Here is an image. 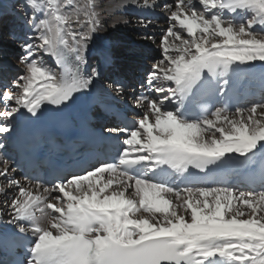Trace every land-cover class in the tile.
Listing matches in <instances>:
<instances>
[{"label":"snow or ice","instance_id":"1","mask_svg":"<svg viewBox=\"0 0 264 264\" xmlns=\"http://www.w3.org/2000/svg\"><path fill=\"white\" fill-rule=\"evenodd\" d=\"M131 2L168 22L137 117L104 129L119 144L111 161L44 180L17 177L7 142L24 114L97 86L88 52L103 22L98 0H25L23 69L0 85V248L26 241L13 264H264V88L244 95L246 69L264 68V0ZM224 168L259 171V189L203 182Z\"/></svg>","mask_w":264,"mask_h":264},{"label":"bare ground","instance_id":"2","mask_svg":"<svg viewBox=\"0 0 264 264\" xmlns=\"http://www.w3.org/2000/svg\"><path fill=\"white\" fill-rule=\"evenodd\" d=\"M162 2L171 3L172 0H162ZM98 3L101 5V7L98 8V11L101 13L103 27L98 32L94 40V44L90 45L88 57L90 65L97 70H100L102 72L103 78L98 82L97 86L91 92L78 95V98L76 100L83 110H88L89 107L96 104V102L116 109H124L125 106L135 109L131 106L133 103V97L139 95L141 90L134 91L133 88L136 87V84H134L132 87L130 86L132 89H126V95L118 96L114 91V81L110 78H112L114 74L115 76H119L120 78H125L127 80V77L125 75V72L127 70L126 65L133 68L134 65L130 64H133L134 62L138 63V66H135L134 70H136L137 67L140 68L141 64H147L148 68L145 72L146 75L148 74L149 70L151 69L150 66H152V63L149 62L150 60H137V58H135V56H139V50L137 48H142L143 52L146 49L148 51L147 58L156 57V54L160 52V49L158 47L160 37L163 34V30L168 26L165 13L161 8L149 9L142 6H137V3H133L131 2V0H98ZM138 3L142 4V0H138ZM30 15L31 12L26 6L25 0H0V42L2 40V42L4 43L10 41V44L13 45L18 51H20L22 55L23 52L21 49V44L24 42L26 35L31 34V21L28 19ZM130 18H132L133 20H131ZM145 18H147V20H151L152 22L147 28L142 27L140 23L141 20ZM158 19H160V22H158ZM124 21H132L135 26H133L132 24L127 25V23H124ZM3 28L6 30H4ZM3 34L5 36H3ZM146 36H149L151 38H146ZM5 37L8 38L5 39ZM120 37H126L130 39L128 40L130 42L127 45L133 46L132 54H128L125 52L126 57H122L120 55V52L123 51L124 46L127 47L125 43L121 42ZM134 37L136 38L135 42ZM140 37L143 38L140 39ZM149 39H151L152 41H149ZM146 40L151 43L147 45ZM153 41H155V43L157 44H155ZM9 46L0 47V83L10 81L12 76L11 73L13 71L11 67L14 65L19 66L21 64L20 60L18 63H12L10 61V55L12 57H17V54L11 51ZM147 46L154 47L156 48V50L153 51L152 48H148ZM126 49L128 50L129 48L127 47ZM106 56L115 58L114 62L117 61V64L114 63L112 67L106 68ZM123 58H125L126 61H122ZM44 60L47 61V63L51 65L57 72L60 71V69L57 68L55 62L50 57H44ZM151 61L155 62L156 60L151 59ZM115 68L119 69V73H117L118 71L116 72ZM133 75L138 76L139 74L134 73ZM246 76L247 79H256L264 76V68H261L259 61L256 62L255 68L246 69ZM129 80L130 79H128L127 81ZM136 110L138 113L139 110ZM25 115L26 114L21 116L15 122V128L20 119H22ZM136 117L137 115L134 118ZM109 126L110 125L108 123L107 127ZM14 132L12 133L11 137H13ZM16 174L18 178H21L18 171H16ZM0 202H2V198H0ZM8 218L9 217L7 216L0 217V228L5 226Z\"/></svg>","mask_w":264,"mask_h":264},{"label":"rangeland","instance_id":"3","mask_svg":"<svg viewBox=\"0 0 264 264\" xmlns=\"http://www.w3.org/2000/svg\"><path fill=\"white\" fill-rule=\"evenodd\" d=\"M20 4V3H19ZM6 12H8V11H6ZM30 17V16H29ZM29 17H28V19H29ZM131 20H133L132 18H130ZM30 20V19H29ZM159 20V21H158ZM157 21L158 22H160V19H158ZM161 21H163V20H161ZM130 24H132L133 26H135L134 25V23H132V21H129V23H127V25H130ZM4 25V24H3ZM0 27H1V25H0ZM3 27V26H2ZM4 29V28H3ZM4 30H6V29H4ZM3 36H5L4 34H3ZM147 37H149V36H146V38ZM6 38H8V37H5V39ZM141 38H143V37H140V39ZM139 39V40H140ZM120 40H121V42H123V43H125L126 44V46L129 48L128 50L126 49L127 47H125L124 46V49H123V51L122 52H120V55L122 56V57H126L125 56V52L126 53H128V54H132V47L133 46H128L127 44L130 42V41H128V40H130V39H128V38H126V37H120ZM135 40H136V38L134 37V42H135ZM3 41V40H2ZM0 42L1 44H0V47H8L9 45V47H10V49H11V51H13L14 53H16L17 54V57H12L11 55H10V61L12 62V63H18L19 62V58H20V56L22 55V53L20 52V51H18L13 45H11L10 43V41H7L6 43H4V42ZM149 41H152L151 39H149ZM148 40H146V42H147V45L148 44H150L151 42H149ZM154 43H155V41H153ZM138 44V43H137ZM155 44H157V43H155ZM150 46V45H149ZM149 46H147L148 48H152V50L154 51V50H156V48H154V47H149ZM120 47H123V46H120ZM139 51V56H135V58H137V60H145V61H147V60H150L149 62L150 63H154V61H151V59H153V60H158V59H160L161 58V56H160V52H158L157 54H156V57L155 58H157V59H155V58H147V54L148 53H146L145 52V50H144V52H143V50H142V48H137ZM149 50V49H148ZM151 50V51H152ZM128 51V52H127ZM135 53V52H134ZM142 55V56H141ZM94 58V57H93ZM92 58V59H93ZM8 61H9V59H8ZM122 61H126V59L125 58H123V60ZM117 61H115V63H116ZM121 63H123V62H121ZM117 64V63H116ZM138 63L137 62H134L133 64H130V65H134V67L135 66H138L137 65ZM12 65V64H11ZM132 68L133 70L135 69V68ZM151 67V66H150ZM130 68H131V66H130ZM11 69L13 70L12 71V76H11V79L10 80H12V79H14L18 74H21V72H22V69H23V65L21 66V64L19 65V66H16V65H14V66H12L11 67ZM135 71V70H134ZM7 83V82H6Z\"/></svg>","mask_w":264,"mask_h":264}]
</instances>
